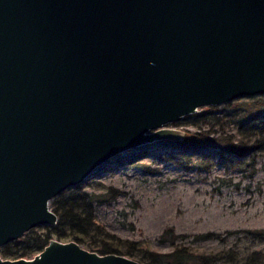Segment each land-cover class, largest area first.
<instances>
[{"label":"water","instance_id":"95a60500","mask_svg":"<svg viewBox=\"0 0 264 264\" xmlns=\"http://www.w3.org/2000/svg\"><path fill=\"white\" fill-rule=\"evenodd\" d=\"M262 93L264 0H0V247L113 155L187 137L166 123ZM0 264L143 263L51 237Z\"/></svg>","mask_w":264,"mask_h":264},{"label":"rangeland","instance_id":"374dc122","mask_svg":"<svg viewBox=\"0 0 264 264\" xmlns=\"http://www.w3.org/2000/svg\"><path fill=\"white\" fill-rule=\"evenodd\" d=\"M255 99L264 108V93ZM254 111L264 116V110ZM180 122L165 125L184 129L187 136L197 130ZM227 130L235 132L231 123ZM200 158L193 148H185L184 140H157L113 155L84 182L88 191L110 187L115 192L108 201L95 203L96 220L109 232L157 251L173 247L169 234L160 239L166 227L183 234L175 243L199 252L227 247L241 253L264 251V240L247 231L264 228V155L245 151L235 163L214 151L208 167L199 165ZM208 231L216 235L195 237Z\"/></svg>","mask_w":264,"mask_h":264},{"label":"trees","instance_id":"16d2710c","mask_svg":"<svg viewBox=\"0 0 264 264\" xmlns=\"http://www.w3.org/2000/svg\"><path fill=\"white\" fill-rule=\"evenodd\" d=\"M256 95H248V99L241 102L237 101L239 98H234L221 104H209L204 110L186 114L181 119L180 123L197 128L184 139V144L185 148H193L199 153V165L203 163L204 167H208L210 162L207 158L214 151L220 152L223 159L228 158L235 163H238L239 155L245 151H259L264 155V116L254 111L255 108H264L262 102L255 99ZM230 123L235 132L227 130ZM85 181L65 188L50 200V206L57 214L54 225L28 229L20 237L2 245L0 255L10 258L29 256L41 250L55 236L61 240L73 239L99 253L134 255L143 264H264V251L258 249L241 253L236 248L227 247L215 252H199L175 243V239L183 234L174 232L173 227H166L160 235V239H165L169 234L168 239L173 245L169 251H157L119 237L99 223L94 212L95 203L108 201L115 192L110 187H104L101 193L88 191L84 187ZM247 231H250L253 238L264 240V228ZM213 235L216 233L208 231L197 233L195 237Z\"/></svg>","mask_w":264,"mask_h":264},{"label":"built area","instance_id":"2783aa9c","mask_svg":"<svg viewBox=\"0 0 264 264\" xmlns=\"http://www.w3.org/2000/svg\"><path fill=\"white\" fill-rule=\"evenodd\" d=\"M24 257H26V256H24Z\"/></svg>","mask_w":264,"mask_h":264}]
</instances>
